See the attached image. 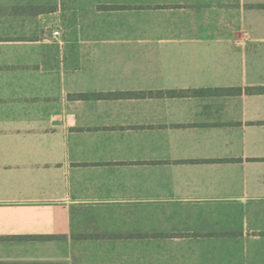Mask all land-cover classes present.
<instances>
[{"label":"crops","instance_id":"0c3cea01","mask_svg":"<svg viewBox=\"0 0 264 264\" xmlns=\"http://www.w3.org/2000/svg\"><path fill=\"white\" fill-rule=\"evenodd\" d=\"M259 87L264 0H0V264H264Z\"/></svg>","mask_w":264,"mask_h":264},{"label":"trees","instance_id":"16d2710c","mask_svg":"<svg viewBox=\"0 0 264 264\" xmlns=\"http://www.w3.org/2000/svg\"><path fill=\"white\" fill-rule=\"evenodd\" d=\"M228 90H223V92H226ZM235 93H240V89H234L231 90ZM249 93H264V87L259 88H248L246 90ZM200 91H167V92H138V93H98V94H92V95H86V94H79L71 96L73 98H79V99H119V98H146V97H162L164 95L170 96V97H180V96H188V95H197Z\"/></svg>","mask_w":264,"mask_h":264},{"label":"built area","instance_id":"2783aa9c","mask_svg":"<svg viewBox=\"0 0 264 264\" xmlns=\"http://www.w3.org/2000/svg\"><path fill=\"white\" fill-rule=\"evenodd\" d=\"M52 36H53V37H57V36H59V31H57V30L53 31V32H52Z\"/></svg>","mask_w":264,"mask_h":264}]
</instances>
